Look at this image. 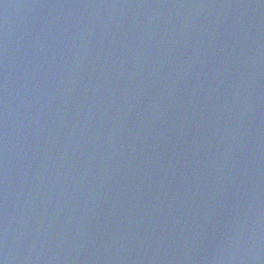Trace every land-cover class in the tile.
<instances>
[{"label":"water","instance_id":"water-1","mask_svg":"<svg viewBox=\"0 0 264 264\" xmlns=\"http://www.w3.org/2000/svg\"><path fill=\"white\" fill-rule=\"evenodd\" d=\"M0 264H264V0H0Z\"/></svg>","mask_w":264,"mask_h":264}]
</instances>
